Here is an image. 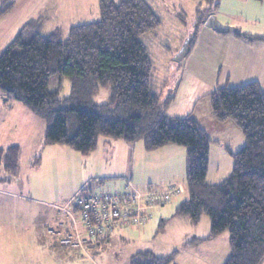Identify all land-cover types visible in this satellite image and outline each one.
Wrapping results in <instances>:
<instances>
[{
	"label": "trees",
	"instance_id": "obj_1",
	"mask_svg": "<svg viewBox=\"0 0 264 264\" xmlns=\"http://www.w3.org/2000/svg\"><path fill=\"white\" fill-rule=\"evenodd\" d=\"M14 5V0H0V17ZM99 7V20L72 26L67 37L62 28L49 33L32 30L27 35V29H38L40 23H25L0 54V91L45 121V144H66L83 155L98 147L101 136L142 140L148 150L170 143L186 146L188 198L179 203L175 215H185L193 224L208 215L209 238L229 232L231 253L223 264H263V88L252 81L207 94L214 117L219 122L234 121L245 136L243 147L230 151L232 173L211 183L207 178L212 138L191 115L166 114L175 93L163 96L164 84L156 81L141 38L155 30L161 18L147 0H99ZM197 9L198 22L204 23L212 11ZM235 34L248 42H264V34ZM195 39L192 35L191 47ZM54 74L69 79V95L49 89ZM104 85L111 87L110 98L97 103L94 97ZM19 159L18 145L0 148V167L11 175L18 173ZM51 235L63 246L57 235ZM130 262L178 264L175 253L159 256L151 250L135 253Z\"/></svg>",
	"mask_w": 264,
	"mask_h": 264
},
{
	"label": "rangeland",
	"instance_id": "obj_2",
	"mask_svg": "<svg viewBox=\"0 0 264 264\" xmlns=\"http://www.w3.org/2000/svg\"><path fill=\"white\" fill-rule=\"evenodd\" d=\"M147 1L161 18V24L141 38L153 61L155 77L167 80L168 88L183 77L182 66L186 59L195 54L202 57L196 46L181 62L175 61L192 35H201L199 47L205 46V57L199 60L206 64L208 75H211V68L217 67L222 50V38L216 36L234 35L233 32L219 33L206 26L205 22H198V7L204 12L212 11L223 24L240 30L242 28V32L264 33L262 1ZM16 4L10 13L0 17V54L29 21L43 23L44 33L61 26L63 37H67L72 26L101 18L99 0H18ZM39 28L27 29V35L32 30L40 31ZM204 29L212 32L204 35ZM202 80L190 71L186 73L178 91L177 103L168 113L181 117L195 113L206 123L212 138L208 181L217 183L232 173L234 158L231 152L243 147L245 136L242 129L232 120L210 123L211 100L206 94L211 88ZM49 89L59 90L61 96L69 95L70 81L54 74ZM110 95V85H104L99 88L94 99L97 103H106ZM5 98L7 95L0 91V147L19 143L21 152L18 174L11 175L4 170L0 172V177L3 178L0 179V264H131V257L137 251L151 250L156 255L176 253L177 257L180 254L177 249L181 247L183 253L179 261L182 260L184 264H223L230 255L229 232H223L216 239L209 238L211 221L208 215H204L198 224H193L185 215H175L179 203L188 198L186 146L170 143L176 147L148 150L144 141L140 140L142 148L138 149L136 177L130 172L127 173L129 165L126 160H122L112 177L102 178L92 172L93 169H90L85 161L87 157L70 146L62 144L69 148L70 152L60 149L61 144L58 143L50 145L43 142L40 146L46 131L45 121L22 102L10 98L9 103L4 101ZM18 108H23L22 120H19L21 111ZM70 121H74V116L70 117ZM104 138L109 137L101 136L100 140ZM35 144L36 149L33 148ZM50 146L59 147H55L57 150L53 147L49 152L48 149L42 152L43 147ZM102 148L103 145L100 149L103 150ZM50 153L57 158L56 161L51 160L53 157ZM110 172L112 173V170ZM123 177L124 180L130 179L133 184L145 181L158 186L171 180L183 184L185 191L176 202L162 207L163 216L156 217L152 231L142 234L136 232L130 238L126 231L118 232L126 229H118L113 236L116 238L118 235L116 241L107 240V243L94 249L95 251L89 250L90 255L81 251L66 250L57 243L55 237L48 232L50 226L56 227L58 222L54 213L57 207L54 210L48 204L55 203L63 207L87 184L90 183V188H93L94 183L101 187L103 182H120ZM11 189L14 191L9 195L7 192ZM111 190L117 189L111 187ZM33 206L37 207L36 211L31 208Z\"/></svg>",
	"mask_w": 264,
	"mask_h": 264
},
{
	"label": "crops",
	"instance_id": "obj_3",
	"mask_svg": "<svg viewBox=\"0 0 264 264\" xmlns=\"http://www.w3.org/2000/svg\"><path fill=\"white\" fill-rule=\"evenodd\" d=\"M14 1H15V5H14L13 9L16 7V5H17L16 3L18 0H14ZM261 3L264 4V0ZM210 14H212V12ZM39 26L42 29L43 23L39 24ZM57 28H61V26H57L55 29H57ZM241 30H243V29L241 28ZM210 31L211 30L204 29L202 31V33L204 35L209 34ZM244 32H248V31H244ZM248 33H250V32H248ZM254 34H258V33H254ZM260 34H264V33H260ZM215 35H217V34H215ZM216 37L222 38V44H221L222 50L220 52V58L217 62V67L215 66V68H211V71H210L211 75L207 74L206 64L199 60L200 58L205 57V54H204V47L205 46L199 47L200 42H201V35H200V37H198V35H196V39L194 41V44L190 48V50H192L193 47L195 48L197 46L198 47L197 50L200 51V54L202 57H198L195 54L194 56L191 55L188 60L187 59L185 60V64H183V66H182L184 73H183V77H181L180 81H177L174 84V86H172L171 88H168L167 87V85H168L167 80L159 79V78L155 77L157 82L164 84V90H163V96L164 97L170 91H173L175 93L174 101L166 109L167 115L173 116L172 113H168V112L177 103L179 88H181V86H182V83H183L182 81H183L184 75L186 73H188L189 71L200 76L203 79L202 82L205 83L206 85H208L211 88V91H213L217 88L235 87V86L243 85V84H246V83H249L252 81H257L264 90V42H262V41L248 42L245 39L238 37L235 33H234V35H217ZM211 91H209V93ZM4 101H7V102L10 101V98L8 97V95ZM7 102H5V103H7ZM18 109L21 111L19 113V115H20L19 120H22L23 119L22 118L23 108H18ZM10 111H11V109L9 110V112ZM188 115H191L199 123V125L201 127H203L205 130L208 131V129H207L208 127H207V125H205L206 123H204L201 120V118L197 117L195 115V113H192V114L190 113ZM177 117H181V116H177ZM209 119H210V123L219 122L214 117L213 113H212V118L210 117ZM45 130H46V127H45ZM44 138H45V135H44ZM43 142H45L44 139L42 140V143L36 142V144L39 143L40 146H42ZM36 144H35V146H33V148H35V149H36ZM13 145L19 146L20 144L19 143H13ZM50 145H53V144H50ZM102 145H103V148H102L103 150L100 149ZM144 145H145V143H144ZM9 146H12V144ZM9 146L0 147V148H8ZM60 146H61L60 149H62L63 151L65 150V152L66 151L70 152L69 148H65V146H62V144ZM53 147H54V149H56L55 147H59V146H50L49 148L43 147V149H41V147H40V149L42 150V152H45L46 149H48L47 152H49V149H53ZM163 147L169 148V147H176V146H171L170 144H167ZM141 148H142V146H141ZM141 148H140L139 141L138 142H127V141L122 140V139L110 140V138H104V140L103 139L99 140L98 147L94 151H92L90 154L84 155V156L87 157V158H85L86 159L85 161L88 164V166L90 167V169L91 168L93 169L92 172H94L95 175L101 176L102 178L112 177L113 176L112 174L116 173V169L119 166V162L122 160H126L127 165H129L127 173L130 172V174H132L136 177L138 149L140 150ZM71 153L73 155H76V154H74L75 152H71ZM49 155L54 158V159L51 158V160H54V161L57 160V158L55 156H53L52 153H50ZM19 163H20V159H19ZM2 170L6 171L4 168L0 167V172ZM110 170H112V173L110 172ZM120 171H121V167H120ZM208 174H209V171H208ZM186 177H187V174H186ZM178 178H179V176H178ZM0 179H3V178L0 177ZM122 179L123 180H121L120 182H110L108 184H104V182H103V185L101 187L98 183H94L93 188H91V189L95 192L100 191L102 188L105 190L112 191L111 187H115L117 189L116 191H122L125 187L124 177ZM94 181H96V180H94ZM219 182H221V181H219ZM168 183L171 184L174 182H172L170 180V182H168ZM168 183H166L165 185L158 186V184H154L151 182L147 183L145 181H141L139 184H135V185L141 187V186H144L146 184L147 185L149 184V185H154L158 188H165L169 185ZM211 183H216V182H211ZM89 185H90V183H89ZM13 191L14 190L11 189L7 193L9 195H12ZM42 202L47 203L45 201H42ZM48 205H50L51 208H53L54 210H55V207H57L58 210L56 209L55 210L56 212H54V213H56V217L59 219L60 217H59L58 212H59V208L61 206L57 205L55 203H53V204L49 203ZM31 208L35 211L37 210L36 206L35 207L33 206ZM161 210H162V208L159 211H156L153 219L150 222H148L145 226H143L141 228L121 230L118 232L126 231L127 235L131 238L133 233L138 232L139 234H142L144 232L147 233L148 231H152V228L154 226V220L156 219V217H159L160 215H162L163 211H161ZM162 220H164V218H162ZM113 236L108 237V238H103V237L99 238L94 243H91L90 247L87 248L86 250H72V249L66 248L64 246H62V247L66 248V250L81 251L87 255H90L91 252H89V250L98 249V247H101L103 244L107 243V240L113 241L115 239H118V235L116 236V238ZM140 237H142V236H140ZM214 238L216 239V238H218V236L214 237ZM56 241L54 240V243ZM57 243H58V241H57ZM182 250H183L182 247L177 249V251L180 252V254L177 255V257H176V253H175V261L178 264H184L182 262V260L179 261V257L182 255L181 253H183ZM141 251H145V250H141ZM177 251H174V252H177ZM137 252H139V251H137ZM137 252H135V253H137ZM172 254L173 253H171V254L168 253V254L159 255V256H168V255H172ZM63 255L68 256L65 253H63ZM263 264H264V262H263Z\"/></svg>",
	"mask_w": 264,
	"mask_h": 264
},
{
	"label": "built area",
	"instance_id": "obj_4",
	"mask_svg": "<svg viewBox=\"0 0 264 264\" xmlns=\"http://www.w3.org/2000/svg\"><path fill=\"white\" fill-rule=\"evenodd\" d=\"M87 186L59 208L56 227L48 232L72 250H86L99 238H108L118 229H135L150 222L156 211L176 202L185 191L183 184L171 183L165 188L137 186L125 180L122 191L101 189L93 192Z\"/></svg>",
	"mask_w": 264,
	"mask_h": 264
},
{
	"label": "water",
	"instance_id": "obj_5",
	"mask_svg": "<svg viewBox=\"0 0 264 264\" xmlns=\"http://www.w3.org/2000/svg\"><path fill=\"white\" fill-rule=\"evenodd\" d=\"M206 26L214 29L215 31L219 32V33H229V32H233V33H237V34H242L243 32L234 26H230V25H226L223 24L219 21L217 15L215 14H210L208 16V18L205 21ZM191 44V38L188 39L183 48L181 49V51L178 53V55L175 58L176 62H181L190 52V46Z\"/></svg>",
	"mask_w": 264,
	"mask_h": 264
}]
</instances>
